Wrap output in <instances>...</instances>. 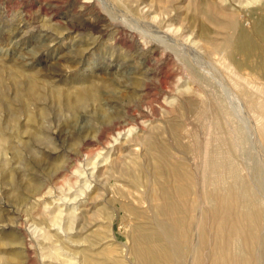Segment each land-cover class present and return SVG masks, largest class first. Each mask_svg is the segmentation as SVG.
I'll list each match as a JSON object with an SVG mask.
<instances>
[{
  "label": "rangeland",
  "instance_id": "374dc122",
  "mask_svg": "<svg viewBox=\"0 0 264 264\" xmlns=\"http://www.w3.org/2000/svg\"><path fill=\"white\" fill-rule=\"evenodd\" d=\"M263 26L264 0H0V264H76L57 236L125 253L135 220L117 210L120 193L131 175L151 190L139 167L157 161L149 140L193 172L199 193L215 144L237 148L245 174L264 51L234 48ZM77 85L95 96L69 107ZM150 194L133 204L147 217Z\"/></svg>",
  "mask_w": 264,
  "mask_h": 264
},
{
  "label": "bare ground",
  "instance_id": "6f19581e",
  "mask_svg": "<svg viewBox=\"0 0 264 264\" xmlns=\"http://www.w3.org/2000/svg\"><path fill=\"white\" fill-rule=\"evenodd\" d=\"M240 34L243 35L241 32ZM148 37L153 40L154 45H161L158 39L150 35ZM230 40L227 39V42L229 43ZM263 42L264 26L258 29V34L256 32L255 35L242 40L234 49L247 54L255 51L262 53L264 51ZM165 45L167 48L168 45ZM233 53L234 51L229 54ZM112 65L109 62L106 68L111 70ZM28 88L27 96L34 97L35 83H30ZM73 88H75V93L72 94L74 96L70 99L71 101L66 102L69 107L72 103L82 105L86 100L95 96L89 87L87 89L77 85ZM245 95L253 97L251 92ZM14 98L21 101L22 97L16 93ZM259 108L263 120L256 128L251 126L250 132L247 133L251 140L250 150L252 149L247 153L253 158V163L249 164L250 169L245 174L241 173V168L239 170L241 164L239 165L234 159L236 157L234 152L237 148L232 152L231 147L222 150L219 144H215L209 148L210 150L208 149L210 173L204 180L208 187L199 193L196 190L197 179L195 180L193 172L181 162H169L165 156V152L167 153L165 146L157 150L149 140L146 142L148 153L151 156L154 155L157 161L151 168L141 164L139 167L147 180L152 182L148 184L152 186L149 191L152 194L139 188L143 179L135 175L130 176L129 183L133 190H126V194L119 191L120 195L126 196L127 200L120 201L117 210L128 212L135 220L129 233L131 243L129 242L130 246L127 251L124 253L119 249L117 254L111 253V249L98 251L96 250V239L87 238V242L82 244L79 239H76L74 243L70 238L57 236L55 239L60 242L61 247L65 248L63 253L66 255L70 254L68 252L75 253L76 264H264V102L259 103ZM236 145L240 146V144ZM147 180L146 183H148ZM134 189L140 193L134 196L131 194ZM146 193H149L154 201L152 214L148 217L144 214L145 209L140 206L141 203L137 206L133 205L134 201L142 202L141 205L145 204L143 200L149 195ZM201 197L204 199L203 205L199 203ZM96 199L95 194L89 196L90 201ZM142 217L145 218L144 221L141 220ZM194 235H197L196 240H194ZM127 253L135 257V263L126 261V256H129ZM70 257L62 264L74 263Z\"/></svg>",
  "mask_w": 264,
  "mask_h": 264
}]
</instances>
